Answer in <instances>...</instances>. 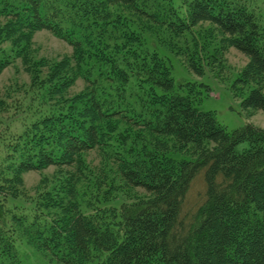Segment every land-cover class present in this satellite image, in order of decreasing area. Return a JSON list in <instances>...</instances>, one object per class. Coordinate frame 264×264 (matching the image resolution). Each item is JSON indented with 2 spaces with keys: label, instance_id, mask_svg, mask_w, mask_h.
<instances>
[{
  "label": "trees",
  "instance_id": "16d2710c",
  "mask_svg": "<svg viewBox=\"0 0 264 264\" xmlns=\"http://www.w3.org/2000/svg\"><path fill=\"white\" fill-rule=\"evenodd\" d=\"M179 4L0 0V15L67 42L73 72L89 88L80 102L82 96L66 103L58 98L45 106L43 98L52 101L57 91L48 86L31 94L26 107L14 104L23 121L12 142L8 133L3 139L0 264H25L22 242L54 264H264V129L246 124L228 131L212 112L200 110L183 85H175L166 61L140 42L135 22L175 36L211 24L223 37L220 51L228 46L248 59L232 86L255 84L242 108L263 114L264 24L236 0ZM14 43L0 52V71L18 58ZM29 74L33 86L38 73ZM9 108L0 98V114ZM114 119L127 131H116ZM242 143L247 147L239 151ZM93 149L114 151L117 186L94 183L83 198L75 189L79 180L69 175L41 198L23 199L29 211L9 207L21 196L14 188L24 172L78 167L81 154ZM197 180L203 189L190 204ZM134 189L143 196L108 205Z\"/></svg>",
  "mask_w": 264,
  "mask_h": 264
},
{
  "label": "rangeland",
  "instance_id": "374dc122",
  "mask_svg": "<svg viewBox=\"0 0 264 264\" xmlns=\"http://www.w3.org/2000/svg\"><path fill=\"white\" fill-rule=\"evenodd\" d=\"M174 1L176 5L180 2L178 7H183V0ZM236 1L247 6L257 16L258 21L264 24V0ZM135 24L141 25L137 31L143 46L166 61L175 85H183V89L196 100L200 110L212 112L216 120L228 131L241 128L246 124L264 129L263 112L246 110L241 106L243 98L247 96L251 88L255 87V84L251 83L246 87L238 85L234 90L232 89L236 78L246 67L248 59L228 46L222 47L220 51L223 37L215 27L203 23L186 34L175 36L160 27L145 22L139 21ZM12 41L21 51L13 63L0 71V98L6 102L7 106H11L0 114L3 119V125L0 126V162L6 155L5 145L8 144V141L4 142L3 139L8 134L12 137L15 136L16 132L19 133L22 129L23 118L20 111L15 113V103L20 102L23 107H26L28 103H32L31 94L36 95L48 86L57 91L52 95V101L47 100L49 96L43 98L42 103H45V106L53 104L51 102H58L56 100L58 98H62L66 103L82 96L78 101L80 102L86 98L89 91L84 81L77 78L73 72L76 64L72 60L73 49L67 42L47 30H30L16 21L0 15V52L7 50ZM55 64H59L60 69L54 66ZM50 67L52 68L50 69ZM31 69L38 73L33 86H30L29 72ZM68 76L72 78L70 83L61 84L62 79ZM47 77L50 79L49 82L46 80ZM259 85L264 92V79ZM88 116V118L93 117L91 112L88 113ZM118 121L117 119L113 120L116 122V131L123 129L127 131L126 125ZM6 125L9 126L7 131L4 127ZM13 139L14 137L10 142ZM246 147L247 143H242L238 145L237 149L241 151ZM112 153H114L112 149L103 151L93 149L81 154L78 167L75 164L63 167L52 166L37 171L24 172L20 176V185H17L16 189L14 188V192L18 191L21 196L19 199L8 201L9 207L14 205L24 207L26 211H29L31 204L24 203V200L35 201L41 198L52 189H56L55 186H58L69 175H74L79 180L75 184V189L83 198H86L84 192L89 194L92 191L94 183L102 186L107 182L117 186L119 183L117 162ZM175 157L180 156L176 154ZM202 189L201 181L194 182L188 194L190 204L196 201ZM140 196H143L142 191L130 190L128 197L122 198L120 195L108 205L118 206V203L123 199L130 201ZM20 244L18 247L19 256L25 264H54L42 252L27 245L26 242Z\"/></svg>",
  "mask_w": 264,
  "mask_h": 264
}]
</instances>
